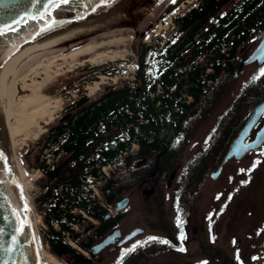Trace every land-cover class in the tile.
<instances>
[{
  "label": "trees",
  "instance_id": "trees-1",
  "mask_svg": "<svg viewBox=\"0 0 264 264\" xmlns=\"http://www.w3.org/2000/svg\"><path fill=\"white\" fill-rule=\"evenodd\" d=\"M175 3L165 11L178 2ZM172 20L176 27L170 39L160 46L165 36L162 33L153 43L143 44L137 50L133 80L119 77L115 83H101L91 95L74 86L76 96L69 97L67 104L70 110L47 123V129L36 139L37 146L27 147L38 165L40 151L49 142L57 144L49 164L39 161L44 178L42 190L33 203L35 209L43 206L45 226L39 229L42 240L48 243L49 254L65 264H73L82 255L67 237L90 252L88 247L117 225L125 211L105 217L107 207L112 208L116 199L137 184L151 180L155 170L160 179L167 177L186 146L192 123L228 94L242 70L237 66L244 54L230 49L246 38L255 40L264 30V0H192L175 12ZM242 24L245 26L241 27ZM231 32L235 33V39H229ZM221 42L229 50H224ZM121 63L124 61L89 66L83 62L65 73L78 77L84 70L79 77L94 71L112 75L126 71ZM257 66L219 113L205 141L182 162L172 189V204L175 222L178 205L183 230L192 185L203 179L209 164L218 157L221 159L234 130L241 125L235 126L242 115L240 109L244 107L247 114L263 96L264 78L251 82L264 64ZM73 82H61L59 87L65 90ZM132 142L135 146L130 149ZM119 154L123 158L121 167L101 174L100 167L117 162ZM89 173L95 176L93 182L100 180L99 196L90 194ZM148 236L132 238L122 248ZM164 248L159 243H149L127 256L124 264Z\"/></svg>",
  "mask_w": 264,
  "mask_h": 264
},
{
  "label": "rangeland",
  "instance_id": "rangeland-1",
  "mask_svg": "<svg viewBox=\"0 0 264 264\" xmlns=\"http://www.w3.org/2000/svg\"><path fill=\"white\" fill-rule=\"evenodd\" d=\"M191 1L175 0V2H178L177 5L166 12L165 10L169 5H175L176 3H172L171 0H138V6H134L129 14L126 15L123 11L116 17L105 20L94 29L74 38H69L66 40L67 42L65 41L59 47L56 46L57 49H69L70 44L73 42H76L77 46L84 44L91 46L103 41L119 40V43L99 49L110 51L109 55L111 57L102 56L85 61V58L92 57L94 52L85 54L78 58L79 63H76L73 68L83 62L93 66L123 60L124 63L121 64L126 68V71L123 73L115 72L109 75L111 78H106L104 76L106 74L100 71H94L81 77L79 76L85 72L84 70L80 71L78 77H74V74L65 73L71 69L58 73L62 76L59 79H57V76L52 77L51 81L45 84L42 89L41 94L46 96L48 103L45 109L46 115L37 118L34 126L30 129L27 128L29 129L27 131L23 130L25 121L22 118V109L28 107L25 105V98L30 97L31 92L29 90L21 91L19 89L20 83L16 81L14 84L12 76H9L5 89L0 87V145L4 152L9 155L8 167L12 168L13 164L15 173L31 204L32 223L40 249L45 250L48 254L50 253L47 250L48 243L46 240H42L39 229V227L45 226L41 215L43 206L38 207L37 204L38 209H35L33 200L40 194L43 183L42 178H44L42 169L38 167L39 159L49 149L45 150L46 148H44L40 151L38 165H36L34 163V153L27 152V147L34 148V146H37L36 139L47 129V123L54 118L63 116L70 110L67 104L70 101L69 97L76 96L74 86H80L82 91L91 95L99 89L101 83L112 84L119 77L133 80L135 69L133 64L136 61L137 50H140L143 44L153 43L155 38L162 34V31H165L166 36H168L173 30L172 15ZM118 7L122 8L121 5ZM134 9L136 11L132 12ZM159 29L160 33L158 32ZM250 43L249 41L248 44ZM42 50H37V53L42 52ZM249 51L246 49L238 50V54L243 53L245 55ZM33 65L29 64L28 66ZM257 67L256 63H252L242 68L228 94L215 103L206 114L195 119L188 132L186 146L165 179H160L159 172L155 170L152 173L151 180L137 184L125 194L129 195L130 201L116 226H119L122 232L128 231L135 225L143 226L144 232L134 237V240L144 235L161 236L175 244L166 249L164 248L166 245L160 244V247L164 248L161 251L145 258L138 256L129 264H200L201 261L205 260L208 261V264H237L228 243V238L232 239V237L242 245L240 260L243 264H264V231L257 235L258 230L264 229V156L259 155L261 151H264V143L257 150L249 151L241 159L230 158L223 165L220 175L215 179L209 177V172L218 165L220 157L213 164H209L203 179L196 181L191 187L186 224L183 230L187 238L182 242L177 240L179 230L174 219L175 209L172 204V189L176 184V177L182 162L205 141L206 135L219 113ZM21 73L23 76L27 75V69H24ZM21 73L20 76H22ZM39 75L36 77V79L39 78L37 82L44 77L42 74ZM68 80H74V82L65 90H62L59 87L60 83ZM262 95L260 99L264 98V92ZM240 113L242 114L241 118H238L235 122L237 127L240 124L242 125L245 120H242L246 114L244 107L240 109ZM248 114L249 112L246 117ZM261 122L262 118L255 128ZM20 124H22V128L19 126ZM237 130H234L235 133ZM11 146L14 149V154L11 152ZM48 155L46 157H49ZM13 157L15 160H13ZM256 160L259 163L252 171L248 172L247 170L252 168L253 161ZM241 169L246 171L241 172ZM106 171L107 173L110 172V168L106 167ZM242 181H247V183L242 184ZM99 182L100 180H97L94 183L91 195L99 196ZM218 196L219 199H217ZM229 196H231L230 200ZM107 209L112 212L111 207H107ZM221 209L223 210L221 211ZM209 214H211V234L215 237V242L210 240ZM91 220L93 219L91 218ZM73 226L77 228V224H73ZM37 230L40 235H38ZM67 241L81 251L82 255L74 259L73 262V264H80L83 258L88 256V251L78 246L68 237ZM181 243L186 249L184 252L177 250ZM126 244L127 242L123 246ZM122 249V245L113 250H109V246H107L97 253L98 259L94 262L90 261L89 264H112L118 259ZM49 255L51 256V254ZM253 256L259 258L253 260ZM57 259L60 264H65L61 259ZM49 261L48 264H54Z\"/></svg>",
  "mask_w": 264,
  "mask_h": 264
},
{
  "label": "water",
  "instance_id": "water-1",
  "mask_svg": "<svg viewBox=\"0 0 264 264\" xmlns=\"http://www.w3.org/2000/svg\"><path fill=\"white\" fill-rule=\"evenodd\" d=\"M116 1L118 0H111L110 4ZM95 2L96 0H93V3ZM43 3L44 0H39V2L35 5V7H33L31 0H19L18 3L17 0H0V24L5 23L6 21H10L11 18L16 17L17 15H24L25 13H27V15L30 16L36 15L37 13L43 11V7H42ZM137 4H139L138 1L130 0V4L127 7V12L132 10L134 6H138ZM10 7L14 8V11L12 13L7 12V9ZM90 12H92L91 5H89L87 9H81L79 6H77L75 11L67 10V6H66L63 10L53 12L52 19L57 20L58 21L57 25H59L74 18H77L81 14L85 15ZM48 19L49 17L45 16V20H39V19L29 20L26 25L20 27V30L18 32L11 33L6 38H0V61L4 58V56L10 50V48L15 44H17L20 40L32 36L34 34H37L40 32L42 28L46 27L45 22ZM262 46H264V32L260 35L256 45L241 58L237 68L242 69L243 67L251 63H256L257 65L264 64V56H262L261 53L257 52V49L261 48ZM257 57L260 58L258 59ZM262 110H264V98L257 100L252 105L251 110L247 115V117L245 118L244 122L238 128L237 132L233 135V137L230 139L227 149L224 151L220 162L213 170L209 172L210 178L213 179L217 178L222 171L223 165L230 158L241 159L249 151L257 150L264 143V139H261V137H264V116L259 115V113ZM261 118H262V122L258 125L257 128H255V126L258 124ZM241 137H243L246 143L251 144L254 147L248 152L238 154L234 150L236 148V145L241 142ZM0 151H2L1 145H0ZM140 161H143V159ZM3 167H4L3 163H0V169H2ZM9 168L11 169V172L7 176V179L9 180L15 179L20 185V189L16 188L14 185L8 186L11 189L12 207L16 209H22L23 204L26 202L28 209H30V202L26 197L24 188L20 183L17 174L15 173L13 164H12V168L11 167ZM4 178L5 177L3 175H0V179H4ZM21 189L24 197L23 201L20 198ZM129 201H130L129 195H123L122 197L116 199L113 205V211L119 212L124 210L127 207ZM0 203H2V200H0ZM110 214H111V210L108 211L105 217H108ZM20 217L25 222V229L23 234L20 237H18V239L21 241V244L24 246L27 260L25 261L24 259H22L19 256V254H15V255L10 254L7 257L9 264H11L12 260H15L16 264H37L38 259L40 261V264H42L40 257L38 255L36 235H35L34 225L32 223V216L30 211L24 212L21 210ZM16 223H18V221L12 216V213L7 206L0 209V228L5 229V235L0 239H2L4 242L10 240L12 227H14ZM133 232H136V235L141 234L144 232V227L140 225H135L132 228H130L128 231L122 232L121 228L119 226H116L110 229L108 232H106L97 241L93 242L88 247V249L93 254H97L107 246H109V250H113L116 247L123 245L125 242L135 237L136 235L135 236L132 235ZM4 258H5L4 254L0 253V260H3ZM90 261H92V258L86 256L83 258V261L80 264H89Z\"/></svg>",
  "mask_w": 264,
  "mask_h": 264
},
{
  "label": "bare ground",
  "instance_id": "bare-ground-1",
  "mask_svg": "<svg viewBox=\"0 0 264 264\" xmlns=\"http://www.w3.org/2000/svg\"><path fill=\"white\" fill-rule=\"evenodd\" d=\"M129 4L130 0H118L107 7H103L97 9L95 12L85 14L83 19L74 18L55 26L52 30L42 32L39 35L34 34L24 38L10 48L4 58L0 61V87L5 89V85L7 86L9 76H12L14 84L16 81L20 83L19 89L21 91L29 90V92H31V96L25 98V105L28 107L22 109V118L25 121L23 128L24 131H27L32 126H34L35 120L37 118L42 116L44 117V115H46L45 109L48 105L46 100L47 98L41 93L43 87H45L44 85L49 83L52 77L58 76V73H62L63 70L66 71L72 69L76 63H79L78 58L82 55L94 52V55L88 59L85 58V61H90L94 58H100L102 56L111 57L109 55V53H111L110 51H101L99 49L110 47L115 43H119V40H108L106 42L103 41L91 46H89V44H84L85 46H77L76 42H70L71 44L69 49H57L55 47H59L69 38H74L82 33L84 34L86 31L94 29L105 22V20L112 19L123 11H125L124 13L126 15L129 14V12H127V7ZM119 5H121L122 8H119ZM135 11L136 9H134L132 12ZM40 49H43L42 52L37 53V50ZM29 64L34 65L30 67L28 66ZM53 68H55V70H53ZM24 69H27V75L25 76H23L21 73ZM20 73L22 76H20ZM39 74H42L44 77L41 81L37 82L39 78L36 79V77L40 76ZM19 126L22 128V124ZM1 150L3 153H5V155H7V157H9V155L4 152V149L1 148ZM11 150V152H13L12 154H14V149L12 146ZM13 160H15V158ZM102 173L103 171L101 170V174ZM98 175H100V173ZM36 244L38 255L42 264H48L49 260V262L54 264H60L58 259L52 255L51 257L45 250L43 251L40 249V244L37 242V235Z\"/></svg>",
  "mask_w": 264,
  "mask_h": 264
},
{
  "label": "snow or ice",
  "instance_id": "snow-or-ice-1",
  "mask_svg": "<svg viewBox=\"0 0 264 264\" xmlns=\"http://www.w3.org/2000/svg\"><path fill=\"white\" fill-rule=\"evenodd\" d=\"M19 0H17V3ZM39 2V0H31L32 6L35 7V5ZM172 3H175V0H171ZM111 3V0H96L95 3H93V0H44V3L42 5L43 11L37 13L36 15H27L25 13L24 15H17L16 17H13L10 19V21H6L3 24H0V38H6L8 37L11 33H16L20 30V27L23 25H26L29 20L32 19H39V20H45V16L49 17V19L45 22L46 27L42 28L37 35L41 34L42 32L52 30L58 23L57 20L52 19L53 12L55 11H60L63 10L67 6V10L69 11H75L77 6H79L81 9H87L89 5H91V11L95 12L98 8L101 7H107ZM14 11L13 7H10L7 9L8 13H12ZM78 19H83L84 15L81 14L77 17ZM62 23V22H60ZM175 42V41H173ZM257 52L261 53L262 56H264V46L261 48L257 49ZM155 55V54H151ZM258 59L260 57H257ZM261 78H264V67H260L259 71L257 74H255L251 78V82H255ZM260 116H264V110H262L259 113ZM261 139H264V137H261ZM253 145L248 144L244 141L243 137H241V142L236 145L235 152L238 154H242L245 152H248L249 150L253 149ZM259 155L264 156V151H261ZM8 157L5 156V154L0 151V163H3L4 167L0 169V175H3L5 178L0 179V200H2V203H0V209L4 208L5 206L8 207V209L11 211L12 216L18 221V223L15 224L14 227H12V233H11V238L7 242H4L2 239H0V253L4 254V259L0 260V264H9V261L7 257L15 254H19V256L24 259L25 261L27 260V257L25 255V250L24 246L21 244V241L18 239L20 237L25 229V222L21 219L20 217V211L28 212L30 209H28L26 202L23 204L22 209H16L12 207V200H11V189L8 187L9 185H14L16 188L20 189V185L15 179L9 180L7 179V176L11 172V169L8 167ZM259 163L258 160L253 161L252 168L248 169L247 171L250 172L252 171L257 164ZM241 172H245L246 170L241 169ZM243 183H247V181H242ZM20 198L23 201V193L21 189V194ZM219 199V196L217 197ZM231 199V196H229V200ZM177 217H176V225L177 228L180 229V232L177 236V240L179 241H184L187 237L185 236L183 232V222L180 217V210L177 205ZM223 209H221L222 211ZM7 219V218H5ZM210 221L209 225V233H210V240L212 242H215V237L211 234V214H209L208 217ZM140 231V230H137ZM261 231H264V229L258 230L257 235L260 234ZM5 235V229L0 228V238H2ZM118 235V234H117ZM133 236L136 235V232L132 233ZM159 243V244H164V245H171V241L161 238V237H156V236H148L145 240L143 241H136L133 243L130 247L124 248L121 250V254L118 257L116 264H124V260L127 256L130 254L134 253L138 248L144 247L149 243ZM233 244H235V240H233ZM178 251L184 252L186 249L183 247V244L177 248ZM259 257L253 256V260H257ZM236 260L237 264H243V262L240 260L239 256V250H237L236 253ZM11 264H16L15 260H12ZM37 264H40L39 259L37 260ZM200 264H208V261H201Z\"/></svg>",
  "mask_w": 264,
  "mask_h": 264
},
{
  "label": "flooded vegetation",
  "instance_id": "flooded-vegetation-1",
  "mask_svg": "<svg viewBox=\"0 0 264 264\" xmlns=\"http://www.w3.org/2000/svg\"><path fill=\"white\" fill-rule=\"evenodd\" d=\"M172 18V17H171ZM172 22V31L170 32V34L168 35V36H166V33H165V31H162V33L163 34H165V36H164V38L162 39V41H161V43H160V46L166 41V40H168V39H170V36H171V33L174 31V29H175V27H176V24H175V21H171ZM245 25L244 24H242L241 25V27H244ZM163 30H164V28H162ZM264 32V30L257 36V38L255 39V40H253V37H251V38H246L244 41H242V42H240L239 44H238V46L237 47H235L234 49H230V50H251L255 45H256V43H257V41H258V39H259V37H260V35L262 34ZM160 36V35H159ZM236 38V35H235V33L234 32H231L230 34H229V39H235ZM249 41L251 42L250 44H248L249 43ZM237 42H239V41H237ZM221 47L224 49V50H229L227 47H226V45L224 44V42H221ZM199 56V55H198ZM56 143H48V149H49V152H50V154H51V158H50V162L52 161V159H53V147H56ZM131 148H133L132 147V145H131V147H130V149ZM60 151H62V149H60ZM125 152V151H124ZM122 154V153H121ZM112 163H116V165L115 166H113L112 165V172L113 171H115L116 169H119L120 167H121V164L123 163V158H122V162L121 163H119V161H117V162H112ZM89 183H93V181H91V182H88L87 183V186H89ZM89 187H91V186H89ZM112 209H113V206H112ZM73 210H76V207H74L73 208ZM114 212V211H113ZM112 212V213H113ZM125 212V211H124ZM124 212H123V214H124ZM123 214H122V216H123ZM122 216H121V218H122ZM120 218V219H121ZM120 219H119V221H120ZM114 227H116V225L115 226H113V228ZM116 248H118V247H116ZM88 256L89 257H91L92 258V261L94 262L95 260H97L98 259V255L97 254H94V256L88 251Z\"/></svg>",
  "mask_w": 264,
  "mask_h": 264
},
{
  "label": "built area",
  "instance_id": "built-area-1",
  "mask_svg": "<svg viewBox=\"0 0 264 264\" xmlns=\"http://www.w3.org/2000/svg\"><path fill=\"white\" fill-rule=\"evenodd\" d=\"M159 31H160V29L158 30V32H159ZM104 76H105L106 78H111V76H109V75H104ZM112 78H113V77H112ZM133 144H134V143H133ZM45 148H46L45 150H47L48 147L46 146ZM47 154H49L48 156L51 158V154H50L49 151H48L45 155L42 154V156L40 157V160L43 161L45 164H49V163H50L49 157H46ZM121 162H122V155L119 154V163H121ZM112 165L115 166L116 163L108 162V163L102 165V166L100 167V169L103 171V173H107V171H106V167L112 169ZM88 177L91 178V179H95V176H94L93 174H88ZM82 180H83V179H82ZM96 181H97V180H96ZM96 181H94L93 183H89V186H91V187L94 189V186H93V185H94V183H95ZM92 196H93V194H92Z\"/></svg>",
  "mask_w": 264,
  "mask_h": 264
},
{
  "label": "crops",
  "instance_id": "crops-1",
  "mask_svg": "<svg viewBox=\"0 0 264 264\" xmlns=\"http://www.w3.org/2000/svg\"><path fill=\"white\" fill-rule=\"evenodd\" d=\"M233 240H235V244H233ZM228 243H229V246L231 247V254L233 255V257L235 256V258H236L237 250H239V256L242 255V251H241L242 245L239 244V241L237 239H234L233 237H232V239L228 238Z\"/></svg>",
  "mask_w": 264,
  "mask_h": 264
}]
</instances>
